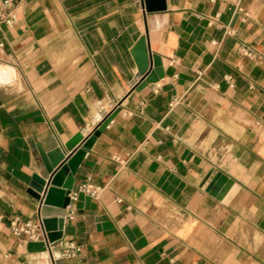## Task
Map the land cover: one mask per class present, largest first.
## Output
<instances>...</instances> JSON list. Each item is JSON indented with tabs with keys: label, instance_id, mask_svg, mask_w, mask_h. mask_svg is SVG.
Masks as SVG:
<instances>
[{
	"label": "crops",
	"instance_id": "0c3cea01",
	"mask_svg": "<svg viewBox=\"0 0 264 264\" xmlns=\"http://www.w3.org/2000/svg\"><path fill=\"white\" fill-rule=\"evenodd\" d=\"M154 1L19 0L0 23V264H45L9 227L40 224L39 148L62 160L111 114L71 189L102 191L77 193L51 245L74 240L82 256L53 264H264V0ZM152 54L163 75L147 82Z\"/></svg>",
	"mask_w": 264,
	"mask_h": 264
},
{
	"label": "water",
	"instance_id": "95a60500",
	"mask_svg": "<svg viewBox=\"0 0 264 264\" xmlns=\"http://www.w3.org/2000/svg\"><path fill=\"white\" fill-rule=\"evenodd\" d=\"M148 11L161 10L163 5L155 3L154 0H145ZM137 61L140 64V72L145 70L147 64V52L143 38L140 39L135 48ZM153 71L146 77L147 82H155L162 75L161 60L159 56L152 54ZM113 114L109 115L83 142L67 157L56 156L53 160L49 155L39 148V155L43 165L40 174L34 173L28 185V192L35 199L39 200L38 217L40 225L44 231V240L27 244L29 251H44L46 243H54L63 236V217L66 215V207L70 203L69 192L73 187L76 169L85 153V150L93 142L99 132L109 123ZM82 139L81 134H77L67 145L68 149ZM61 160V161H60ZM230 181L226 176L218 173L210 184L208 191L220 198L228 188Z\"/></svg>",
	"mask_w": 264,
	"mask_h": 264
},
{
	"label": "built area",
	"instance_id": "2783aa9c",
	"mask_svg": "<svg viewBox=\"0 0 264 264\" xmlns=\"http://www.w3.org/2000/svg\"><path fill=\"white\" fill-rule=\"evenodd\" d=\"M19 0H0V23L5 24L6 26L12 27L17 21V14L15 11V6ZM238 51L249 58H254L256 56L255 52L245 45H239ZM201 73L200 71L198 72ZM225 80L228 81L229 86H233L230 75L224 76ZM152 91L156 92L158 90V85L156 83L151 86ZM143 105V101L140 102V106ZM102 191V187L94 185L88 180L80 183L76 190L70 191L68 196L70 201L74 199L77 193H83L92 198H98ZM72 217V216H70ZM9 227L11 232L19 240L27 241H41L44 240L43 229L40 224L33 223L31 221L21 222L17 217H13L9 221ZM53 243H46V253L47 257L45 258V264H53L54 260L57 258H80L83 253V245L77 243L74 240L66 239L61 240L59 250L55 253L51 251V245Z\"/></svg>",
	"mask_w": 264,
	"mask_h": 264
},
{
	"label": "bare ground",
	"instance_id": "6f19581e",
	"mask_svg": "<svg viewBox=\"0 0 264 264\" xmlns=\"http://www.w3.org/2000/svg\"><path fill=\"white\" fill-rule=\"evenodd\" d=\"M8 70H9V69H7V68H5V67H0V79H2L3 76L6 75V73H7ZM2 81H3V80H2Z\"/></svg>",
	"mask_w": 264,
	"mask_h": 264
}]
</instances>
